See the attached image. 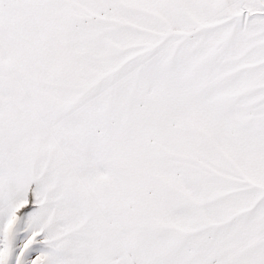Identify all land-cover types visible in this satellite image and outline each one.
<instances>
[{
  "label": "snow or ice",
  "instance_id": "6c2138e0",
  "mask_svg": "<svg viewBox=\"0 0 264 264\" xmlns=\"http://www.w3.org/2000/svg\"><path fill=\"white\" fill-rule=\"evenodd\" d=\"M0 264H264V0H0Z\"/></svg>",
  "mask_w": 264,
  "mask_h": 264
}]
</instances>
